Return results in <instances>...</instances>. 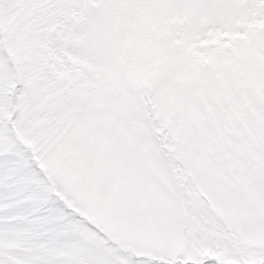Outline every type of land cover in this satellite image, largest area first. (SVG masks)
Segmentation results:
<instances>
[{
	"label": "snow or ice",
	"instance_id": "6c2138e0",
	"mask_svg": "<svg viewBox=\"0 0 264 264\" xmlns=\"http://www.w3.org/2000/svg\"><path fill=\"white\" fill-rule=\"evenodd\" d=\"M0 264H264V0H0Z\"/></svg>",
	"mask_w": 264,
	"mask_h": 264
}]
</instances>
